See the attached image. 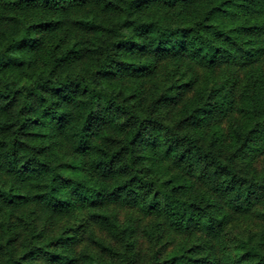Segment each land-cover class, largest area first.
I'll use <instances>...</instances> for the list:
<instances>
[{"label":"trees","instance_id":"16d2710c","mask_svg":"<svg viewBox=\"0 0 264 264\" xmlns=\"http://www.w3.org/2000/svg\"><path fill=\"white\" fill-rule=\"evenodd\" d=\"M140 262L264 264V0H0V264Z\"/></svg>","mask_w":264,"mask_h":264},{"label":"rangeland","instance_id":"374dc122","mask_svg":"<svg viewBox=\"0 0 264 264\" xmlns=\"http://www.w3.org/2000/svg\"><path fill=\"white\" fill-rule=\"evenodd\" d=\"M137 244H138V247L140 249V254L143 253V250H144V252L146 251L145 250L146 243H145V241L143 239H139ZM140 264H141V262H140Z\"/></svg>","mask_w":264,"mask_h":264}]
</instances>
